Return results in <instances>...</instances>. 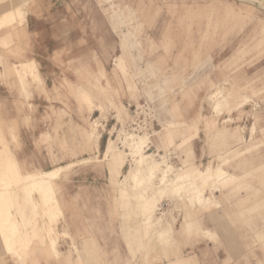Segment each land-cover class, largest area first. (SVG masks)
I'll return each instance as SVG.
<instances>
[{
	"label": "rangeland",
	"instance_id": "374dc122",
	"mask_svg": "<svg viewBox=\"0 0 264 264\" xmlns=\"http://www.w3.org/2000/svg\"><path fill=\"white\" fill-rule=\"evenodd\" d=\"M17 3L27 23L22 28L14 21L0 31L10 34L0 44V87L6 92L0 99V146L7 143L22 175L58 168L57 199L47 208L57 252L47 237L35 238L21 260L4 253L0 264H264L263 177L249 173L238 184L214 191L220 207L209 211L167 188L154 217L170 223L174 232L160 245L153 227L144 238L143 217L130 215L135 199L121 208L124 198L105 164L113 161L114 146L124 153L122 163L113 161L116 167L124 164L123 175L113 173L119 182L140 153L179 172L189 166L197 171L193 162L248 172L252 169L244 162L232 166L234 150L244 147L254 166L264 167V0H4L0 11ZM25 58L37 62L42 83L30 82L23 94L11 63ZM218 90L229 92L232 104L245 102L217 114L207 96ZM82 93L100 109L90 113ZM36 95L48 101L53 96L56 104L41 106ZM228 117L232 120L223 124L242 126L246 139L213 147L219 141L206 121L213 120L216 129ZM94 118L103 124L99 152L82 135ZM175 129L191 134L192 151ZM224 158L227 164H220ZM34 181L26 186L34 187ZM200 186L203 197L214 187ZM21 191L15 188L20 200L12 208L19 219L20 206L33 216ZM188 204L212 235L180 233ZM47 221L42 214L32 217L35 228Z\"/></svg>",
	"mask_w": 264,
	"mask_h": 264
},
{
	"label": "bare ground",
	"instance_id": "6f19581e",
	"mask_svg": "<svg viewBox=\"0 0 264 264\" xmlns=\"http://www.w3.org/2000/svg\"><path fill=\"white\" fill-rule=\"evenodd\" d=\"M3 1L4 0H0V3H3ZM21 8H22V3L21 4L17 3L13 6L7 7L6 9L5 8L1 9L0 31L13 24L14 21H17L19 25L22 26V28L25 26L26 11H21ZM7 34L10 36L9 33ZM8 35L6 34L0 35V44L1 42L3 43L5 42V38ZM36 67L37 65L35 61L29 58L23 60L20 63V66L16 65L15 63H11V68L13 69V73L16 77L17 83L20 82V80L22 81L23 80L27 81L30 79L36 80ZM21 73H23L22 76ZM220 91L221 90L212 92L207 97V99H209L211 102V106L214 107L215 111L218 114L221 112L223 108H226L230 112L231 110L238 108L240 106V101L236 102V99L235 102H233V104L231 100L229 101L230 93L220 94L221 93ZM81 96H82V100L86 104L90 103L89 97L86 95V93H82ZM246 98L247 96L245 97V99ZM1 119L2 118L0 117V120ZM228 121H231V117H228V119L224 120L223 123H226ZM223 123L220 130H218L213 137L215 139L217 136V140L219 141V143L215 144L213 147L225 145V143L229 144V142L227 141V131H226L227 125ZM92 138L95 139L96 136L92 135ZM0 142H3V133H2L1 125H0ZM5 144L7 146L6 142L4 143V145ZM1 146H0V254L7 253L11 255V257L18 260L20 259V256L22 257L23 254H26L29 246L31 245V240L35 238H40L41 241L43 240L44 237H47L46 243L49 246V248L52 250L50 244V233H51L52 224L47 210L50 209L49 208L51 207L50 205L54 204L55 200L57 199L53 188L54 187L53 182L56 178H58L59 170L58 168H55L49 171H44V172L37 171L22 175V173L19 170L18 162L16 158L13 156V154H11V151L8 150L6 146L3 147ZM138 146L139 147L137 148V152L140 153L141 147L139 144ZM111 147H112L111 156L113 161L116 160L118 163H122L124 161V153H122L121 150L115 148L114 146ZM234 151L235 154L232 159H236L235 160L236 164L232 166H236L239 163L244 162L249 165L250 169L255 168L261 172L260 176H257V178L258 177L264 178V167H260L258 166V164L254 166L253 162L255 161V158L253 157V154H250V151L247 148L243 147L241 149ZM147 158L148 157L140 153V159L136 160V165L132 167L126 174H124V182L119 183V189H120L119 194L121 198H124L121 203L125 210L126 208H128L130 204L129 200L135 199L137 201L134 209L133 210L131 209L132 212L130 213V215L132 214V216H136V218L138 217V215H141V217H143V230H142L143 237L145 238L148 235L150 228L153 227L152 228L153 234L157 236V240L159 241L160 245H165V243H169V240L172 238V234H173V228L170 223L164 222L159 217H154V211L160 201V198L163 196L167 188L170 189V192L171 191L174 192L178 198L184 196L187 201H190L193 204L194 207H201L206 202V200L205 197L202 196L200 184L211 183V187L212 186L225 187L227 184L230 183L232 185H236L239 183L240 179H242L243 177L249 174L246 172V170H243L238 173L228 172L227 169L221 166H217L213 168L207 167L202 172L195 171L192 166H189L186 170H183V172H179V169L174 170L173 165L167 163L162 164L158 161ZM113 161L111 160L110 164L114 166L115 163H113ZM219 163L227 164V159L226 158L220 159ZM261 164L264 165V161L261 162ZM110 171L111 173H114L113 168H111ZM13 181L16 182L18 185L17 190L20 187L19 190L22 189L21 193L24 192L22 194L25 195V204L27 203L28 206L27 210L29 212H32L31 214H33V216L34 215L37 216L40 214L45 215L48 220L46 224L42 225L41 227L37 226L35 228L34 225L32 224L33 216L28 217L27 215H25L24 211L26 207L20 206L19 210L18 209L17 210L20 212L22 218L25 219L24 222L22 223V226L26 227L27 229V232L24 233V235H26L25 238H22L23 235L21 234V227H19L13 221L12 216L10 215V212L7 209V207L3 206V198H4V190L2 189L3 184L4 183L8 184L9 182H13ZM32 181L38 183V185L34 183L35 185H37V187H35V185L34 187H32L34 190L31 188V186L33 185L26 186L30 184V182ZM35 190H37V192ZM14 191H15L14 189H11L9 192H11L12 196L18 198L20 196L19 193H15ZM35 194L38 197H35ZM19 200H20L19 198L16 199L17 205H19L18 204ZM56 208L57 207H55L54 209ZM187 214L189 215V213ZM189 216H188L189 221L187 224L184 225L183 231L187 234H192L194 228ZM41 224H43V222ZM40 243L41 242H39V244ZM146 244L147 243L145 241L143 245L146 246ZM144 246L143 248L145 249ZM161 263H162L161 261H155L150 264H161Z\"/></svg>",
	"mask_w": 264,
	"mask_h": 264
},
{
	"label": "crops",
	"instance_id": "0c3cea01",
	"mask_svg": "<svg viewBox=\"0 0 264 264\" xmlns=\"http://www.w3.org/2000/svg\"><path fill=\"white\" fill-rule=\"evenodd\" d=\"M21 11H25V10H23V8H21ZM26 23H27V17H26ZM26 59V58H25ZM25 59H23V60H25ZM29 59H32V58H29ZM23 60H20V61H18V62H15V64L16 65H18V66H20V63L23 61ZM35 61V60H34ZM35 63H36V65H37V62L35 61ZM22 74L23 73H21V76H22ZM30 82H40V83H42V78H41V74H40V71H39V69H38V65H37V67H36V80H32V79H30V80H27V81H22V80H20V82H18V84H19V87L21 88V90L23 91V94H24V92L25 93H28V90H27V88H26V85L27 84H29ZM1 85V84H0ZM4 88L5 87H0V99H3V98H5L6 97V95H4V93H6L5 91H4ZM229 93V92H228ZM86 95L89 97V100H90V103H89V105H90V108H89V112L90 113H92L94 110H99L100 109V106L98 105V104H93V105H91L92 104V100H91V98H90V96L86 93ZM26 97V96H25ZM36 97H37V99L39 100V103H40V105L41 106H44V107H48V105L50 104V105H53V104H56V103H54L53 102V96H51V99H50V101H48L44 96H42V95H36ZM208 97V96H207ZM45 101V102H44ZM245 101L243 100H241L240 101V106L238 107V108H240L241 106H242V104L244 103ZM49 105V106H50ZM238 108H235V109H238ZM211 109H212V111L213 112H215V113H217L216 111H215V109H214V107L213 106H211ZM218 114V113H217ZM226 119H228V118H225V119H223L222 121H224V120H226ZM231 120H232V118H231ZM206 122H209L210 123V125L212 126V129H210V132H217L218 130H220V128L222 127V126H220L219 128H217L216 127V129L214 128V124H215V122L213 121V120H207ZM96 123H97V125H96ZM223 123V122H222ZM254 126H256V121H254L252 124H251V126L248 128L249 129V136H250V134H252V132H253V129H254ZM90 129H87V130H83L82 131V135H83V139L85 140V141H91V142H93V145L96 147V149H97V152H99V140H100V137H101V129H102V127H103V124L101 123V122H99V120L97 119V118H94V119H92L91 121H90ZM99 127H101V129L99 128ZM97 128V132L96 133H94V132H91V130L92 129H96ZM214 128V129H213ZM188 129H189V127L188 126H186V131H188ZM175 131V134H178V133H180L177 129H175L174 130ZM185 131V130H184ZM184 131H181V133L180 134H182V135H184ZM227 141L230 143V142H237V141H244L246 138H244L243 137V127L242 126H240V125H235V126H233V127H231V128H229L228 126H227ZM208 130H207V133L209 134L210 133ZM92 135H95L96 136V138L95 139H93L92 138ZM30 136V135H29ZM214 136V135H213ZM26 137H27V135H26ZM30 138V137H29ZM191 134H188V135H184L183 136V138H182V140H181V142L185 145V147H188V149H190L191 151H192V148H191ZM110 140H112V138L110 137L108 140H107V142H106V145H105V147H104V150H103V157H107V146H108V144H109V142H110ZM29 141H30V139H29ZM32 141V140H31ZM184 152H186V150L184 151ZM193 153V152H192ZM13 156H14V154H13ZM15 157V156H14ZM191 157V156H190ZM46 159H49L48 158V156H46ZM102 159H104V158H102ZM17 160V159H16ZM208 162H209V165L210 164H213V162H212V159H209L208 160ZM218 163V162H217ZM105 164H106V168H107V170H108V173H109V177H110V179H111V184H113V185H115V189H116V192H117V194H119V191H120V189H119V183L120 182H122V180H120V182L119 181H117L116 179V175H114L113 176V173H111V168H113V170H114V172L116 171L117 173H118V176L119 175H123V174H121V171H122V168H123V166H124V164L122 165V166H118V167H116L115 165L113 166V165H111L110 163H109V165H108V162H107V159H105ZM193 164H194V168L198 171V172H202V171H204L208 166H203L202 168H200L196 163H194L193 162ZM111 165V166H110ZM52 169H55V168H52ZM52 169H48V170H37V171H39V172H44V171H49V170H52ZM37 171H29V172H27V173H32V172H37ZM26 173V174H27ZM247 173H250V174H253L254 176H260V174H261V172L258 170V169H252V170H249ZM25 175V174H24ZM124 179V178H123ZM18 187V185H17V183L16 182H9L8 184H3V187H2V189L4 190V198H3V206L4 207H7V209L9 210V212H10V215L12 216V219H13V221L19 226V227H21V234L23 235L22 236V238H25V236L26 235H24V233L25 232H27V229H26V227H23L22 226V223L24 222V218H22V216H21V218L19 219V218H17V217H14V213L12 212V208H13V206L14 205H16V198L14 197V196H12V194H11V192H9L11 189H14L15 190V188H17ZM19 189H20V187H19ZM209 189V188H208ZM216 190H221V187H219V186H217V187H214V188H212V189H209V194L208 195H206V194H204V196H205V200H206V202L200 207V209L199 210H204V211H209L212 207H220V201L216 198V196L213 194V192L214 191H216ZM204 192H205V190H204ZM13 197V199H10V198H12ZM23 197H24V201H25V195H23ZM189 205V208L187 207L186 209H185V212H184V215H183V221H182V223H181V225H180V228H179V231H180V233H185L183 230H184V225L185 224H187L188 223V221H189V219H188V216H189V218L191 219V221H192V225H193V228H194V231H198V230H200L201 232H203L204 234H207V235H212L213 234V232L210 230V229H208V228H203V226L201 225V223L199 222V219L197 218V217H195V213H196V211H198V210H196L194 207H192L190 204H188ZM121 208L124 210V208H123V206H122V203H121ZM187 213H189V215L187 214ZM188 215V216H187ZM50 221H51V224H52V220L50 219ZM193 231V232H194ZM173 232H174V229H173ZM186 235H187V233H185ZM56 236H57V233L55 232V229H54V227H53V225H52V227H51V233H50V244H51V248H52V251L53 252H57V249H56V244H57V238H56Z\"/></svg>",
	"mask_w": 264,
	"mask_h": 264
}]
</instances>
